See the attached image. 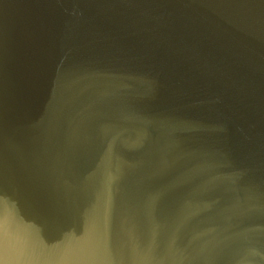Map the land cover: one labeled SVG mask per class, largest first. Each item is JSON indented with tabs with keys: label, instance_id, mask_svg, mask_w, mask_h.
Returning a JSON list of instances; mask_svg holds the SVG:
<instances>
[{
	"label": "water",
	"instance_id": "water-1",
	"mask_svg": "<svg viewBox=\"0 0 264 264\" xmlns=\"http://www.w3.org/2000/svg\"><path fill=\"white\" fill-rule=\"evenodd\" d=\"M0 264H264V0H0Z\"/></svg>",
	"mask_w": 264,
	"mask_h": 264
}]
</instances>
